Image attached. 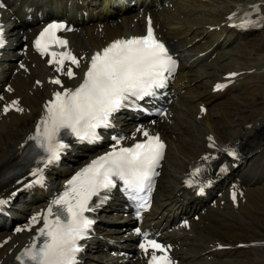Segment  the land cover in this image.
Listing matches in <instances>:
<instances>
[{
    "label": "bare ground",
    "instance_id": "1",
    "mask_svg": "<svg viewBox=\"0 0 264 264\" xmlns=\"http://www.w3.org/2000/svg\"><path fill=\"white\" fill-rule=\"evenodd\" d=\"M18 1L26 5L40 2H30V0ZM130 1L131 0H128V3H130ZM140 1L142 2L141 6L146 5V8L150 10L155 6L152 2H150V5L146 3V0H139V2ZM187 1L188 0H163V3L161 0L162 8L157 11L158 16L156 20L161 27L160 32L172 43L173 47L179 48L178 50L183 56V65L185 68H181L178 73V80L181 85L184 84V94H178L170 107L173 113L171 121L159 122L155 127L167 138L169 145L166 150L154 203L151 208L150 224L164 231L169 239L176 243L179 250L177 253L179 254L182 264H264V226L259 222V219L262 218L257 216V212H260L257 207L258 205H255L256 202L254 203V199L252 203L250 202V198L257 197L259 194L261 195V188L255 189L257 185L253 187L250 186V184L251 180L257 177L256 172L259 175L258 184L260 183L261 176L264 174V160L259 161L258 159V157L264 156V108L261 107L262 110L256 112L255 115L252 112L250 115L244 116L236 112L237 114L233 115V118L230 117L229 121L234 122V120L237 119L235 123L240 126V130L235 137L233 136L235 135L234 133L224 130L226 125L223 124H225V122H222L219 118L217 124L212 114H209L208 106L212 103L217 105L221 104L220 100H217L214 96H220L222 93L217 92L209 94V92L214 82L220 80L223 73L226 71L220 73L219 77H213V75L206 70V64H202L204 57L207 55L211 56V54L216 55L224 44L226 49L232 46V36H235L236 41L240 42V40L249 35V32L227 29L223 26L219 27L218 31V34L223 37V41H215L217 45L213 41L214 43H210L206 47L207 49H201L203 43L201 41H196L189 47L182 48L186 47L194 38L201 36L203 33H205L202 37V40H204V38L209 35V26L219 25L221 21L225 20V17L222 15L215 17L213 19L216 22L208 23L207 27L204 28L205 22L203 21L204 19L201 11L198 12V10H196L197 7L204 6L203 1L198 0L199 3L197 4H195V1L191 4H187ZM230 1H233L232 3L235 4H233V6L231 5L232 3H228L226 8H229V10L225 14L234 7H247V2L253 3L255 1H260L259 8L264 13V0ZM41 2L49 3L51 12L56 11L60 13L64 10L65 0H41ZM167 2L168 7H165V3ZM16 8L17 6L14 2L12 4L14 12L8 13L6 16L7 18L14 16V19L10 21V23L14 24L13 28L23 29L22 35H27L28 29L31 26L26 28L23 22L17 21V14L15 12H18V9ZM84 9L88 11L86 21H84L83 18L81 29L78 33L70 34L71 45L78 54L90 52L115 36L139 32L143 27V25H138V22L134 21V16L132 15L133 8L130 7L129 4L124 3L123 0H99L94 3H88L87 8L84 7ZM79 10H81L80 6L73 3L72 12L78 13ZM195 13L197 17H194ZM78 14L82 16L80 12ZM153 15L156 16L155 12H153ZM138 19L139 21H144L143 17ZM201 23L203 24L201 30H199L198 27L192 28L193 25H200ZM100 26L101 30L98 31ZM182 34L190 35V38L182 39ZM15 40L18 41V38ZM208 47L210 49H208ZM201 51H205V53L203 55L196 54ZM11 56L20 57L19 51L15 50ZM255 59L256 61L253 62V56L249 55V57L243 59L241 63L236 62L237 68L233 70L254 69L257 71L264 65V53L260 57H255ZM215 61L213 64H215ZM32 63H34L33 67H31ZM193 63H195L197 67L194 66ZM7 65L8 69L3 71L2 80L5 83H10L11 92H2L1 95L5 100L19 98L22 111L20 113L11 112L5 116L0 113V177L3 174L4 168L13 161L19 153L21 149L20 145L25 141L28 133L32 129L34 120L39 115L41 102L47 96L49 90V86L46 83H43L41 86L35 83L36 79L43 81L48 76L49 69L40 59L32 56L29 62L30 71L26 75H24L18 65L11 60H8ZM214 66H211V68H214ZM262 73H264V71H262ZM246 75V73L239 75L238 78H236L237 81L229 86L228 89H232L238 85L241 79H247ZM202 76L206 77L204 83L211 82L207 92L205 91V84H202L201 87L198 84H194L195 80ZM200 104L207 105L205 114H199ZM126 126H129V124L127 123ZM260 131H262V133H259ZM210 135L215 137L216 142H218L220 146H226L227 143L238 144L243 151V157L237 167L232 168L227 175H224L223 178L217 182L216 190L209 192L210 198L205 199L194 197L192 193L182 189L181 179L184 173L188 171L189 166L196 162L201 153L206 151V145ZM253 153L256 156L251 158ZM83 158L77 159L73 157L72 164L74 166L72 169L79 166L84 161ZM69 168L68 166L58 169L54 168L52 175L55 174L56 177L55 179H51L50 185L54 186L57 184V179L64 177ZM231 181L243 187V195L239 197L237 207H234L227 198V188ZM12 183L13 182H8L3 185L0 184V195H8L12 190ZM247 190L249 191L246 193ZM218 191L223 192L222 196H216V192ZM43 194L44 191H38L33 194L30 193L28 198L32 200L29 201L25 199L26 201L22 203L26 204H18V207L12 210V215L14 216L17 214L18 216L21 215L24 217L31 209L41 206V196ZM22 197L23 194L20 192L15 200L19 202ZM213 198L216 199L215 205H210L209 202H211ZM221 199L224 200L223 205L219 202ZM28 204L29 207L27 206ZM192 213H199V219H192L189 229L173 228L182 214L190 216ZM249 214L252 215L251 218L253 221L248 220L246 215ZM256 219L257 221H255ZM120 220H122V217L119 213L113 214L111 210H105L102 223L105 232H101V234L104 237H121L119 225L114 228ZM9 223L13 224L17 223V221L12 217H4L3 222H0V240L10 234V230L7 229V227H10ZM23 235L25 236V234H20L12 237L4 247L0 248V261H6L13 256L23 241ZM242 241H256V243L248 249L237 248L235 246L236 243ZM101 242L96 241L94 243L96 252L93 255L91 253L87 254V264H91L93 260H95V264H108L111 260V257H106L107 254L103 251V243L106 241L101 240ZM219 244L229 245L231 249L226 251L217 249ZM8 250H11V253H8ZM248 251H251L253 254V257L249 260L243 256ZM92 264H94V262Z\"/></svg>",
    "mask_w": 264,
    "mask_h": 264
},
{
    "label": "snow or ice",
    "instance_id": "2",
    "mask_svg": "<svg viewBox=\"0 0 264 264\" xmlns=\"http://www.w3.org/2000/svg\"><path fill=\"white\" fill-rule=\"evenodd\" d=\"M3 6L0 4V7ZM238 26H259V22L245 19ZM61 30L70 29L63 22L54 21L47 24L33 41V46L42 55L48 53L52 46L44 39L48 37L56 45L66 49L67 41L57 35ZM2 32L3 29L0 28V47L4 44ZM50 55L53 58L49 59L48 63L57 65L56 72H62L69 79L76 77L73 68L66 67L65 62L70 61L71 65L79 68L83 57L78 58L66 50L52 52ZM175 69V59L155 37L149 18L146 34L116 39L96 51L88 60L78 86L72 89L63 87L62 91L52 93V98L45 104V114L36 125V134L30 136L29 140L35 141L37 146L44 150L47 154L45 163L48 164L58 160L60 152L68 147L61 139L62 133L74 136L78 142L95 143L101 139L97 130L112 127V117L116 112L122 108L136 106V102L145 97L154 96L157 89L165 87ZM235 75L237 73L229 74ZM50 83L62 85L58 77L53 78ZM224 86L217 84L216 88ZM16 104L17 101H12L4 106L3 111L6 113ZM16 110L22 111L18 107ZM201 111H204L203 107ZM159 114L164 115L163 112ZM136 132L146 139L137 141L130 147H121L124 137L114 136L112 139L115 143L110 151L98 156L78 171L67 182L66 190L54 199L43 213L32 217L31 223H35L38 218L43 223L38 229L40 242L32 243L16 256L19 264H79L78 254L83 250L79 242L88 236L93 224V220L85 213L92 212L99 206L92 203L93 197H97L102 203L107 197H102L101 193L110 192L117 186V182L123 185V190L135 202L136 216H140V210L146 209L149 204L148 194L152 191L154 177L159 174L156 168L163 158L165 145L158 135H151L143 127H138ZM208 140L209 147L214 148L216 145L213 137L209 136ZM224 151L229 156H237L234 150ZM214 158L205 155L202 159L207 161ZM40 171L42 170H36L37 173ZM201 171L198 167L192 175L196 176ZM34 182L42 183L43 177L38 176ZM186 183L192 185L191 180ZM203 190L201 187L200 192L203 193ZM5 203L6 201L0 199V205ZM135 231L144 237L139 244L140 249L145 253L149 248L153 249L148 264H172L166 246L148 238V234L141 233L139 228ZM155 250H159L163 255H156Z\"/></svg>",
    "mask_w": 264,
    "mask_h": 264
},
{
    "label": "rangeland",
    "instance_id": "3",
    "mask_svg": "<svg viewBox=\"0 0 264 264\" xmlns=\"http://www.w3.org/2000/svg\"><path fill=\"white\" fill-rule=\"evenodd\" d=\"M224 2H231L230 0H222ZM221 0H210V4H209V9L208 11L206 12V15H207V19L209 22H213L211 17H213L211 14L215 15V13L217 12V10L219 9V7L223 8V2ZM196 3H199L198 0H195ZM235 3H232L231 5H233ZM234 6V5H233ZM231 7V6H230ZM227 9H224L223 12H225ZM209 14V15H208ZM211 16V17H209ZM99 19V18H98ZM202 21V20H201ZM204 21V20H203ZM195 27H198L199 30H201L203 27H199L198 25H193L192 28H195ZM205 33H203L201 36L199 37H196L198 38V41H203L202 40V37L204 36ZM218 36H220V34H218ZM201 37V38H200ZM209 37V35H208ZM207 38V36H206ZM204 38V40L206 39ZM195 39V38H194ZM214 39V37L212 38V40ZM223 39V37H222ZM220 39L222 42L223 40ZM246 39V40H245ZM244 40H242L240 42V47L239 48H251L253 47L254 51H252V53L256 54V56L260 55L262 52H264V29L262 30H259L253 34H251V36L249 37H246ZM232 40V43L233 44H238L239 41H236V37L235 36H232L231 38ZM218 42V40H217ZM215 42V44L217 43ZM237 42V43H236ZM246 42V43H244ZM203 43V42H202ZM252 43V44H251ZM247 44V45H246ZM217 45V44H216ZM225 45V44H224ZM223 45V47L221 49H223L225 46ZM252 45V46H251ZM233 46V45H232ZM234 48L229 50L228 52H226V55L224 57H222L220 59V61H218V64L219 65H228L231 61V54L233 53L236 57H239V58H244V52L240 51H236L234 50L235 49V46H233ZM203 49V48H201ZM220 49V50H221ZM218 50V49H217ZM219 50V51H220ZM217 52L216 53V57L214 58V60H211L210 63L208 65L211 66H214V61L221 57L220 55V52ZM230 56V57H229ZM260 57V56H259ZM257 58V57H256ZM235 59V57H234ZM236 61H240V60H236ZM243 61V59H242ZM256 59L255 57H253V62H255ZM236 63V62H235ZM232 66L229 65L225 68H223L222 70L226 69V68H231ZM207 70V69H206ZM221 70V71H222ZM231 70V69H230ZM255 72H257L256 70H254ZM210 72V74L213 75V77H219V74L218 75H215L213 73H211L210 70H208V73ZM225 72V71H224ZM254 72V73H255ZM248 75H246L247 77ZM243 79H241L240 81H242ZM247 80V79H244V81ZM205 91L207 92L206 88H205ZM209 94H214L212 91L209 92ZM209 94L207 93V95L209 96ZM217 98V100H220V103L223 101V95H220V96H214ZM264 78H256V81L254 79H251L249 82L245 83L241 89H238V90H234L232 91L229 95H228V98L225 99L224 102H226L227 104V107H225V110L222 109V108H219V107H216V106H213L212 109H211V114L213 115V119L217 120L220 118V120H222V122H225V124L223 125H226L224 127V130L226 131H230L232 133H234L235 135H233L234 137L236 136L237 132L240 130V126H238L235 122L237 121L234 120V122H231L229 121L230 120V117H232L233 115L239 113L241 115H244V116H248L250 115V113H254V115L256 114V112H260L262 108H264ZM257 102V103H256ZM221 105V104H219ZM225 112H224V111ZM223 112V113H222ZM237 112V113H236ZM210 114V113H209ZM234 117V116H233ZM232 117V118H233ZM222 118V119H221ZM224 118V120H223ZM226 120V121H225ZM218 124V122H217ZM9 127H10V124H9ZM220 133V132H219ZM259 133H262V131H260ZM221 134V133H220ZM254 156H256L254 153H253V156H251V158H253ZM259 161H263L264 160V156L262 157H258ZM256 178L251 180V184L250 186H253V187H257L255 189H260L261 186L264 184V181H262L263 179L260 180V183L258 184L257 181H258V177L259 175L257 174L256 172ZM262 178V176H261ZM256 181V182H255ZM253 182V183H252ZM255 184V185H254ZM260 185V186H259ZM259 186V187H258ZM249 190L246 191V193L248 192ZM261 195L259 194V196L257 197H252L250 198V202L252 203L253 199L256 198L255 200V205L258 207V210L260 212H257V216L259 218H262V219H259V222L261 224H263L264 226V186L262 187V190H261ZM22 205L26 204V203H21ZM29 207V204L27 205ZM260 206V207H259ZM256 212V211H254ZM255 214V213H253ZM262 215V216H261ZM248 220L250 221H253L252 220V215H246ZM257 221V219L255 220ZM14 222V220H13ZM14 224V223H13ZM7 225V224H6ZM8 230H10L11 228L10 227H7ZM231 249V248H230ZM226 251V250H225ZM247 254V255H246ZM247 260H249L251 257H252V253H245L243 255Z\"/></svg>",
    "mask_w": 264,
    "mask_h": 264
}]
</instances>
